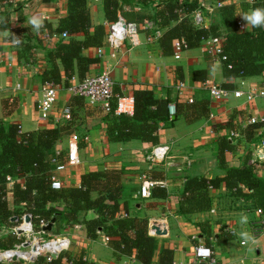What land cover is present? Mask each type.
Instances as JSON below:
<instances>
[{"label":"crops","instance_id":"obj_1","mask_svg":"<svg viewBox=\"0 0 264 264\" xmlns=\"http://www.w3.org/2000/svg\"><path fill=\"white\" fill-rule=\"evenodd\" d=\"M65 1L23 0L21 3L7 4L4 0H0V119L4 123L19 124L22 132L57 126L60 129V139L47 151L46 157L49 159L54 156L64 159L70 135L73 133L78 135L80 162L57 173L64 184L78 185L80 175L90 169L120 168L123 170L124 192L132 199H140L134 195L143 176L164 180L169 192L167 198H149L144 199L146 200L144 204L136 202L131 205L122 198V202L128 203L130 214L147 215L149 224L155 220L152 218L153 213L159 212L158 215L165 216L159 220L165 222L166 234L154 235L156 242L151 264H158V249L162 246L173 249L171 264H190L194 260L195 244L199 241L204 242L205 239L204 243L207 241L213 249L216 264H264V235L256 238L255 243L244 245L241 242L240 233L248 231L251 234L252 224L258 218H264L263 214L257 213V207L253 206L250 198L232 196L221 185L210 190L208 210L187 215L177 214L176 211L186 177L214 178L225 174V170L217 165L215 156L216 139L219 135L227 136L231 130L239 132V135L234 137L235 151L227 153V164L238 166L243 161L245 156L242 154L243 142L246 144L250 142L244 134L246 128L251 125L247 120L251 116L264 118V97L247 101L244 96L236 97L232 92L250 88L260 89L264 73L235 79L225 78L221 61L214 60L206 53V40L197 47L179 52L173 50L171 54H165L159 45V39L165 28L155 24L147 28L143 26L137 46H131L125 40L119 49L114 50L106 42L105 34L110 21L105 18L102 0H87L91 23L103 24L105 27L102 44L83 50L85 55L96 58L87 75L103 70L109 71L115 94L129 95L136 89H149L157 97L168 98L172 103L187 102L188 98L196 102L207 100L209 115L191 123L186 122L183 115L172 116L169 123L160 122L157 130L159 142L156 145L139 139L112 142L106 132L108 122L106 113L98 106L89 104L86 99L64 89L59 91L49 118L40 119L36 110L38 99L41 97L40 73L48 68L50 64L48 54L54 49L58 40H43L41 34L44 27L39 32H35L28 24V20L31 16L42 13L46 17L45 22L54 29L59 18L66 14ZM254 1L233 2L237 18L243 24L245 21L241 19V15L253 10L251 5ZM159 3L160 0H150L145 6L135 2L124 3V10L135 13L136 17H143L144 21L140 23L143 25L152 21L150 16L154 14ZM244 6L246 9L243 10ZM183 15L181 13L180 17ZM218 19L219 13L216 9L207 16L205 24L209 26L213 20ZM15 28H25V31L16 34L12 32ZM250 30L251 27L245 28V31ZM14 36L22 41L19 46L11 43ZM71 36L83 39L81 33ZM208 81L219 86L230 83L232 88H226L230 91L229 95L225 98H212L204 88V83ZM178 82H183L182 90L176 89ZM65 105L72 107L71 120H65L61 116L60 110ZM168 112L171 117L169 108ZM231 116H233L234 128L227 129L223 125ZM56 118L59 119L55 120ZM261 123L263 125L251 134L252 137H260L264 132V122ZM158 145L168 146L169 158H179L183 154L191 155L194 159L192 166L184 167L177 173L172 165L166 166L160 162L149 161L147 154ZM250 156L248 162L252 163L253 155ZM18 180L22 181V179ZM12 182L13 178L8 185L11 186ZM7 196L11 197V192L8 191ZM242 214L248 217V223L245 225L240 223ZM95 216L96 214L91 210L83 214L85 218ZM204 220H208L213 227L212 235L207 238L199 227ZM57 231L58 233L53 234L70 235L71 245L68 251L84 250V256L88 261L97 264H142L132 256L116 258L110 241H104V233L100 232L95 239H89L81 222L64 225L57 228ZM224 232L230 233L233 238H223ZM219 234L221 235L219 240L222 242L218 240ZM93 243H99L107 250L102 252L103 256L92 252Z\"/></svg>","mask_w":264,"mask_h":264},{"label":"trees","instance_id":"obj_2","mask_svg":"<svg viewBox=\"0 0 264 264\" xmlns=\"http://www.w3.org/2000/svg\"><path fill=\"white\" fill-rule=\"evenodd\" d=\"M86 1L66 0V14L59 18L57 26L52 29L51 25L44 23V27L49 31L66 32L68 37L59 39L54 49L49 52L50 64L40 73L42 82L53 81L67 85L73 75L79 79L85 77L90 66L96 62V58L85 55L83 50L102 44L105 27L103 24L91 23ZM149 1L102 0L105 18L114 21L121 15L128 21L140 24L144 21L143 17H136L135 13L125 11L124 3L135 2L145 6ZM196 6L197 0H160L150 18L156 26L165 28L159 39L162 51L171 54L175 39H184L187 48H194L209 36L222 35L224 39L221 54L224 57L221 59V69L225 78L235 79L263 74L264 28L240 31L233 2L220 7L219 19L213 20L209 26H196L190 16ZM251 7L252 9L264 7V0H255ZM181 13L184 14L182 17ZM13 31L19 34L25 31V28H15ZM76 33L83 34V39L71 36ZM229 84L224 83L221 87L230 89L232 86ZM132 96V115L106 113L108 120L106 132L112 142L139 139L156 145L159 142L157 130L160 122L169 123L173 117L183 115L185 121L191 123L209 115L207 100L176 101L175 113L170 117L168 104L171 100L168 98H159L149 89H136ZM115 104L116 98H113L112 108ZM262 125L261 122L249 125L244 134L245 137H250L246 139L251 141L249 134L258 131ZM223 127L234 128L233 116ZM59 139L60 129L57 126L22 132L19 124L4 123L0 119V225L13 226L15 222L10 220V216L21 215L24 211L32 214L36 228L40 221H50L52 218H55L54 224L58 228L81 222L89 239H95L99 232L110 238L116 258L132 256L142 264H151L155 236L149 233V217L130 214L128 203L122 202V169H90L80 175L78 185H63L60 189L51 187L50 175L53 166L46 153ZM235 148L236 144L230 142L226 135L217 137L215 156L217 165L225 170V174L214 178L186 177L178 200L177 214L187 215L208 210L210 190L223 185L232 196L250 198L253 206L261 208L264 215V160L249 163L251 156L250 152H247L238 166H229L227 153L234 152ZM8 175L13 178L11 186L8 185ZM8 191L11 192V197L7 196ZM168 195L166 187L154 186L151 189V198L164 199ZM89 210L96 216L83 217ZM123 213L126 215H122ZM199 227L203 234L207 235L206 238L212 235L213 227L208 220L202 221ZM47 232L58 233L57 230ZM220 236L219 234L218 240ZM222 237L231 239L233 235L224 232ZM19 241L14 233H0V248H11ZM205 244L208 245V242ZM84 255V250L64 251L49 262L39 256L34 264H97L88 261ZM172 260V248L162 246L158 249V264H171ZM8 264L21 263L14 261Z\"/></svg>","mask_w":264,"mask_h":264},{"label":"built area","instance_id":"obj_3","mask_svg":"<svg viewBox=\"0 0 264 264\" xmlns=\"http://www.w3.org/2000/svg\"><path fill=\"white\" fill-rule=\"evenodd\" d=\"M23 0H4L5 3H17ZM27 1V0H25ZM97 1V0H94ZM235 0H197L196 8L191 12L190 16L192 22L196 26H206V18L211 15L216 9H219L224 4L232 3ZM25 5V3H23ZM154 25L153 21L139 24L134 21H128L121 15H118L117 19L110 21L107 25L106 32V42L114 50L119 49L123 42L127 40L131 46H137L139 44V34L143 26L145 28ZM243 22L241 20L237 21V27L240 31H245L242 28ZM43 40H59L61 38L68 37L66 32H56L49 31L47 28H43L42 31ZM223 36H209L206 40L205 50L214 60H220L224 57L222 53ZM14 40V39H13ZM13 40L11 43H13ZM174 52H179L187 49V44L184 39H175L172 43ZM17 46V45H15ZM113 79L109 71L103 70L96 74H89L79 79L77 76L73 75L69 78L68 84L56 83L53 81H44L41 85V97L37 102V113L40 119H48L54 103L58 97V93L61 90L66 89L75 96H80L87 100L89 104L98 106L105 113L113 112L116 115L119 114H133V96L132 94H115L113 91ZM184 87L183 82H178L176 89L182 90ZM204 88H206L213 98H225L229 95L230 91L226 88L219 86L214 82H205ZM234 96H244L247 101L254 100L256 97H264V79L262 87L260 89L250 88L248 90H234L232 92ZM113 98H116L115 107L112 108L111 102ZM188 102H193L192 98L187 99ZM170 110V115L175 113L174 103H169L168 106ZM61 116L65 120L72 119V107L70 105H65L60 110ZM56 118L55 120H58ZM264 122L263 117L251 116L248 118V124H256ZM239 135L238 131L231 130L227 134V139L230 142H234V137ZM79 137L76 133L70 135L68 142L66 144V154L64 159H59L58 157H53L49 159L53 166V170L50 175V185L53 189H60L63 187L64 182L61 180L57 173L63 172L68 166L77 165L80 162L79 157ZM168 146H155L147 154V159L151 162H160L166 164V166H173L177 173L185 168L192 166L194 159L189 154H183L179 158H169L167 156ZM255 155L252 159V163L260 162L264 158V142L255 151ZM261 154V155H260ZM258 157V158H257ZM8 182L12 180L10 175L7 176ZM154 186H166V182L161 179H153L148 176H143L140 181L139 188L134 195L140 199L151 198V189ZM258 214H262L261 208L256 209ZM122 215H126L123 213ZM10 220L15 222L11 227L0 229V233L11 232L14 233L20 241L11 248H0V263L8 264L14 261L20 262L21 264H34L35 260L42 256L44 261L49 262L54 258H57L64 251L68 250L71 245V237L69 234H58L54 237H46L51 233L47 232L44 227L49 221H40L38 228L35 227L33 216L30 212L24 211L21 215H12ZM161 221V220H160ZM163 222V221H162ZM164 223V222H163ZM157 225L162 228L160 222H150V225ZM165 224V223H164ZM100 233V232H99ZM149 233L151 235H156L154 230L150 229ZM264 235V218H258L251 228V236L255 239ZM104 241L109 242L110 238L104 234ZM207 251V255H205ZM15 252L19 255H15ZM199 262H204L205 264H216L214 258V252L211 246L199 241L194 246V260L190 264H197Z\"/></svg>","mask_w":264,"mask_h":264},{"label":"clouds","instance_id":"obj_4","mask_svg":"<svg viewBox=\"0 0 264 264\" xmlns=\"http://www.w3.org/2000/svg\"><path fill=\"white\" fill-rule=\"evenodd\" d=\"M46 17L41 13L37 15H33L29 18L28 24L32 26L35 32H39L44 27ZM241 19L245 21V23L241 26L242 28H264V7H256L252 11L248 13H244L241 15ZM13 43L17 46L21 44L20 38H14ZM241 225H245L248 223V217L246 215H241L240 220ZM241 242L244 245L251 243H255V238L251 236L248 231H242L240 233ZM207 251H205V255H207Z\"/></svg>","mask_w":264,"mask_h":264},{"label":"rangeland","instance_id":"obj_5","mask_svg":"<svg viewBox=\"0 0 264 264\" xmlns=\"http://www.w3.org/2000/svg\"><path fill=\"white\" fill-rule=\"evenodd\" d=\"M249 135H251V134H249ZM261 136L259 137H252V135H251V138H253L250 142H248L247 144L246 143H244L243 142V150H242V154H246L247 152H250V155L252 154L253 155V157L254 156H256L255 154V151H256V149L258 148V146H261L262 145V143L264 142V132L262 133V134H260ZM247 137V136H246ZM250 137V136H249ZM249 137H247L248 139H249ZM242 141V140H241ZM254 143V144H253ZM83 154V153H82ZM243 155V156H244ZM261 155V154H260ZM258 158V157H257ZM261 161L262 160H264V158H262V159H260ZM65 186H67V184H64ZM123 199H126L129 203H130V205L131 204H135L136 202H140V203H145V201L146 200H144V199H132V198H130L128 195H127V193L126 192H124V189H123ZM159 214V212H155V213H153L152 215H154L152 218H155V220H152V222H160V223H162V224H164L162 221H160L159 219H161V218H164V217H161L160 215H158ZM165 225V224H164ZM3 228H7V226H3V225H0V229H3ZM57 225L56 224H53V228H52V230L51 231H56L57 230ZM54 232H51V234H49V235H46V237H54L55 236V234H53ZM206 240V239H205ZM205 240H204V242H205ZM66 251H68V250H66ZM104 251H107L104 247H102L99 243H93L92 244V252L94 253V254H100V255H104V253H102V252H104ZM20 262H22V261H20Z\"/></svg>","mask_w":264,"mask_h":264},{"label":"water","instance_id":"obj_6","mask_svg":"<svg viewBox=\"0 0 264 264\" xmlns=\"http://www.w3.org/2000/svg\"><path fill=\"white\" fill-rule=\"evenodd\" d=\"M55 221V218H52L48 224L44 227V229H46L47 231H50L52 226H53V223ZM150 229L154 230L155 234L156 235H165L166 234V230L165 229H161L160 227H158L157 225H150L149 226Z\"/></svg>","mask_w":264,"mask_h":264},{"label":"bare ground","instance_id":"obj_7","mask_svg":"<svg viewBox=\"0 0 264 264\" xmlns=\"http://www.w3.org/2000/svg\"><path fill=\"white\" fill-rule=\"evenodd\" d=\"M161 227L164 228V224H161ZM15 255H19V253L15 252Z\"/></svg>","mask_w":264,"mask_h":264}]
</instances>
